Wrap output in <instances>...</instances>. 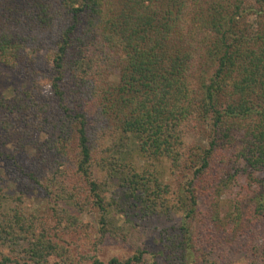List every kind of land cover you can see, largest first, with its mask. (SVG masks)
Here are the masks:
<instances>
[{
  "label": "trees",
  "instance_id": "obj_1",
  "mask_svg": "<svg viewBox=\"0 0 264 264\" xmlns=\"http://www.w3.org/2000/svg\"><path fill=\"white\" fill-rule=\"evenodd\" d=\"M46 45L49 91L0 96V147L16 142L4 175L98 211L99 246L111 205L130 224L180 218L151 261L137 249L90 264H264V0H0V68L33 75ZM189 131L206 143L188 146ZM2 185L0 264L82 263L63 237L87 229L59 200L43 218ZM231 192L222 219L215 200Z\"/></svg>",
  "mask_w": 264,
  "mask_h": 264
},
{
  "label": "rangeland",
  "instance_id": "obj_2",
  "mask_svg": "<svg viewBox=\"0 0 264 264\" xmlns=\"http://www.w3.org/2000/svg\"><path fill=\"white\" fill-rule=\"evenodd\" d=\"M50 45H46L45 49L38 54L35 60L36 68L35 73L30 75L28 73L29 70H7L0 68V96L4 98L11 99L17 91H29L33 84L36 83L37 86L40 87V90L46 94L49 89L47 86V67L45 65H49V61L51 59L53 53V46L49 48ZM29 54H31L29 52ZM31 76V77H30ZM118 72L114 73V76L111 77L112 80H117ZM32 122V121H31ZM197 132L189 131L186 137L187 145H192L193 143L197 144H205L203 136H199L196 134ZM45 138H48L47 135H39L37 138L38 141H42ZM204 142V143H203ZM16 146L15 141L9 142L6 146L0 147V152H10ZM106 147H108V142L105 143L103 149L106 151ZM98 151V155L101 160L103 158L115 157L114 153ZM28 157H35L36 151L35 148L28 149ZM139 162V161H138ZM140 163V162H139ZM142 164V163H140ZM161 166L167 167L166 163ZM110 167H101V163L97 164L96 161L93 162V177L103 179L108 184L109 191H116V187L109 183L107 171ZM0 177L3 178V191L11 196V198L20 197L23 207L28 210L30 213H34L38 216L52 215L50 210L51 208H55V202L59 200V206L64 208L68 212V215L75 216L82 226L86 227V231H78L76 233H72L69 231L65 233L64 246L67 247L70 253L75 257L82 258V263L80 264H90L93 256H98L100 260L107 261L112 256L118 257H127L131 256L136 252L137 249H143L149 252V255L145 256V259L151 261L153 256L152 254H156L160 246L154 243L155 237L159 233V231H168L171 234L170 229L172 227L178 226L180 221L179 216H175L174 219L170 222L162 221L161 224L157 222H152L150 224L142 225L143 222L134 219V223L130 224L129 219L124 216L123 213H118L117 207L115 205L109 206V213L106 216V219L112 222L116 231L112 230L113 236H108L110 239H106L104 244L98 245V220L100 218V213L96 210L89 209V207H85L83 211H77L78 209L73 206L71 202L68 204L62 203L60 200V196L62 193L66 192L65 190H53V193L47 195L44 192H40L38 190H19L20 185L19 182L12 178H8L4 175L3 164H0ZM106 178V180H105ZM166 179V175L164 176ZM167 180V179H166ZM235 192H231L230 195H222L219 198H216L215 203L217 207H214L218 210L220 217L223 219L231 210L232 204L235 198ZM199 212L201 213L200 218L205 216H210L209 207L210 203L202 204L201 201ZM7 207H10V203L8 202ZM210 218V217H209ZM50 222L53 221V218L49 219ZM223 221V220H222ZM134 225V226H133ZM209 225V224H208ZM212 228L216 231L212 234H216L221 236L219 231L225 227H218L217 224H211ZM63 227V226H62ZM221 228V229H219ZM168 229V230H167ZM194 227V231H195ZM219 232V233H217ZM221 238V237H216ZM240 257V256H238ZM165 258V257H164ZM148 261V262H149Z\"/></svg>",
  "mask_w": 264,
  "mask_h": 264
}]
</instances>
